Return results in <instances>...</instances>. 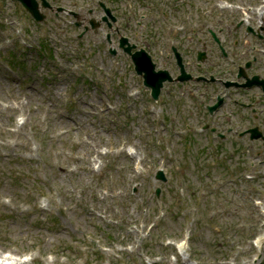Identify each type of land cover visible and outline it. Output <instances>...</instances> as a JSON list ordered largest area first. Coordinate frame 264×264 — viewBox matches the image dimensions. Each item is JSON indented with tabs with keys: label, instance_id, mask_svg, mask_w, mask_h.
<instances>
[{
	"label": "rangeland",
	"instance_id": "374dc122",
	"mask_svg": "<svg viewBox=\"0 0 264 264\" xmlns=\"http://www.w3.org/2000/svg\"><path fill=\"white\" fill-rule=\"evenodd\" d=\"M101 1L110 26L97 0H48L44 23L0 0V264H264V150L238 135L264 134V97L208 83L235 78L233 28L242 6L257 24L264 0ZM120 36L173 74L175 40L207 80L166 82L153 100ZM13 50L18 71L5 63Z\"/></svg>",
	"mask_w": 264,
	"mask_h": 264
},
{
	"label": "flooded vegetation",
	"instance_id": "af4514ba",
	"mask_svg": "<svg viewBox=\"0 0 264 264\" xmlns=\"http://www.w3.org/2000/svg\"><path fill=\"white\" fill-rule=\"evenodd\" d=\"M253 13H254L253 10L251 11L249 10V12L247 13V17L244 19L241 18L238 21V24L237 25L235 24V27L233 28L234 33L235 31H238L239 38H240V41L242 42V45L240 46L241 47L240 51L237 53V59L233 58L232 62L235 63L237 60H239V63L236 65V71H238L240 68H244L243 70L244 79L241 78L242 80H239V82L244 81L245 83L247 82L250 83L251 81H255L254 83L255 85L251 87L256 88L259 95L264 97V84H261L262 79H264V16L261 17L260 15H258V17L262 18L261 19L262 21L258 20L256 24L254 20V16L256 17V15H254ZM249 36L251 37L250 41L248 40ZM217 37H218L219 43L216 44L213 41L214 44L217 45L218 49L220 46H222L224 48L222 55L228 56V51L226 50L228 46H224L221 43L222 39L219 37V35H217ZM210 39L213 40L212 38ZM183 62L185 64V67L188 68L186 66V62L184 60ZM197 64H200V63L197 62ZM255 65H257L256 71L254 73H249L250 69L254 67ZM193 77L195 78L196 76H193ZM192 80L193 79H190L188 81H192ZM224 80H228V79H224ZM229 80H234V79H229ZM214 81H220L222 85L224 84L223 80L212 78V77L209 79L208 83H212ZM252 104L253 103L251 101H249L248 103H242V105H244L246 108H250ZM251 109L253 110L254 108L252 107ZM254 126H258V125H254Z\"/></svg>",
	"mask_w": 264,
	"mask_h": 264
},
{
	"label": "water",
	"instance_id": "95a60500",
	"mask_svg": "<svg viewBox=\"0 0 264 264\" xmlns=\"http://www.w3.org/2000/svg\"><path fill=\"white\" fill-rule=\"evenodd\" d=\"M20 1L24 4L27 10L35 17L36 20H41L43 18V15L40 14L38 11L36 0H20ZM43 4L47 5L45 0H43ZM123 41H127V40L123 39ZM126 50L129 51L128 48H126ZM132 57L135 63L136 70L139 73L145 71L144 73L145 83L147 86L151 87L152 97L156 99L160 92V87L162 86V82L165 79L171 80L170 76L168 75V72L165 70L154 71L155 64L151 62L150 56L143 51L136 52L135 54L132 55ZM251 136L258 137L261 136V134L253 133ZM158 178L164 179L162 172L158 173Z\"/></svg>",
	"mask_w": 264,
	"mask_h": 264
},
{
	"label": "bare ground",
	"instance_id": "6f19581e",
	"mask_svg": "<svg viewBox=\"0 0 264 264\" xmlns=\"http://www.w3.org/2000/svg\"><path fill=\"white\" fill-rule=\"evenodd\" d=\"M83 145H90L88 141H83ZM259 242H264V236H260ZM8 258H5L4 260H7Z\"/></svg>",
	"mask_w": 264,
	"mask_h": 264
}]
</instances>
